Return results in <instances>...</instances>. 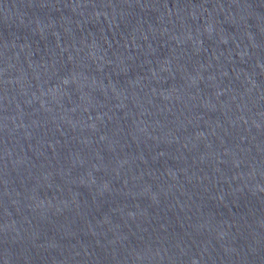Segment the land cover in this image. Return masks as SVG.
I'll return each mask as SVG.
<instances>
[{"label":"water","instance_id":"95a60500","mask_svg":"<svg viewBox=\"0 0 264 264\" xmlns=\"http://www.w3.org/2000/svg\"><path fill=\"white\" fill-rule=\"evenodd\" d=\"M0 264H264V0H0Z\"/></svg>","mask_w":264,"mask_h":264}]
</instances>
